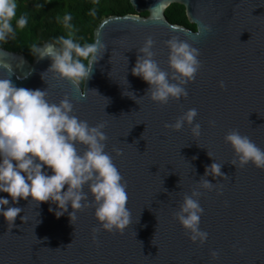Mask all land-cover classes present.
<instances>
[{"label":"water","instance_id":"water-1","mask_svg":"<svg viewBox=\"0 0 264 264\" xmlns=\"http://www.w3.org/2000/svg\"><path fill=\"white\" fill-rule=\"evenodd\" d=\"M158 2L129 0L135 14L109 16L97 25L93 40L106 47L79 89L44 73L51 63L47 57L34 55L29 61L0 47V58L12 67L11 72L0 67V77L10 76L18 87L47 88L50 102L67 94L79 118L90 125L105 122L106 151L127 183L131 210L123 232H94L98 225L91 206L78 210L72 223L70 206L57 217L49 201L18 199L14 206L22 211L13 226L0 216V264H264V169L230 163L233 150L223 139L237 129L264 149V0H171L154 12ZM172 4L184 8L195 30L166 20L164 12ZM199 23L210 24L212 31L197 34ZM149 35L155 41L154 59L164 69L168 49L163 42L170 36L199 48L202 66L186 85V98L154 102L144 95L147 83L131 73L137 48ZM188 108L197 109L198 137L189 125L178 131L164 127ZM77 148L83 151L82 145ZM213 159L222 163L226 177H206L223 186L219 194L201 189L200 228L208 238L200 244L188 238L172 213ZM83 191L88 192L86 184ZM213 249L219 252L215 259Z\"/></svg>","mask_w":264,"mask_h":264},{"label":"clouds","instance_id":"clouds-1","mask_svg":"<svg viewBox=\"0 0 264 264\" xmlns=\"http://www.w3.org/2000/svg\"><path fill=\"white\" fill-rule=\"evenodd\" d=\"M96 2L93 0L94 6L89 9V15L93 17L97 14ZM168 3L171 0H159L151 10L155 12ZM17 8L18 0H0V42L14 40L17 29H23L28 23V13L17 16ZM55 19L66 34L52 37L42 44L34 42L30 45V52L40 59H50L51 63L44 73L51 72L79 89L81 82L84 84L90 78L93 65L102 56L106 45L98 39L89 42L77 36L78 29L72 23L71 12L66 11ZM211 31L210 24H198L197 34ZM154 43L149 35L137 48L138 55L131 73L147 83L144 95L154 102L164 105L170 99L186 98V85L195 79L202 66L199 48L179 35L170 36L163 42L168 49L167 69H164L154 59ZM0 67L12 71L11 64L3 58H0ZM218 83L219 87H224L223 80ZM86 93L85 89L79 92L81 97H85ZM125 94L133 99L135 97L132 92ZM47 96V88L18 87L10 76L0 77V192L8 193V197L0 196V216L13 226L17 214L22 211L21 207L14 206L15 203L18 199L31 197L30 202L33 203L49 201L50 205L55 204L56 208L50 206V211H55L57 217L70 206L72 211L68 212V216L72 223L78 210L91 206L98 225L94 232H123L131 223L127 183L113 156L106 151L105 122L90 125L87 120L79 118L74 114L73 102L67 94L58 102H50ZM196 116L197 109L188 108L173 122L165 123L164 127L178 131L189 125L191 133L198 137L201 124L194 122ZM208 123L214 126L215 121L209 120ZM223 139L233 150L230 163L242 167L250 162L264 169V149L249 136L231 129ZM77 145H82L83 151ZM115 151L120 154L122 150ZM207 154L212 157L209 152ZM221 167L222 163L215 159L206 165L196 186L190 194L183 195L178 208L172 213L192 242L203 244L208 238V232L200 228L204 212L200 204L201 189H215L217 194L221 192L222 185L206 179L209 175L226 177ZM85 184L88 192L83 191ZM89 195L91 201L88 200ZM20 219L25 217L22 215ZM210 255L215 259L219 252L213 249Z\"/></svg>","mask_w":264,"mask_h":264},{"label":"trees","instance_id":"trees-1","mask_svg":"<svg viewBox=\"0 0 264 264\" xmlns=\"http://www.w3.org/2000/svg\"><path fill=\"white\" fill-rule=\"evenodd\" d=\"M37 4L42 6L36 7ZM93 6V0H18L17 16L27 12L28 23L23 29H17L14 40L0 42V47L23 54L31 61L34 57L30 52L32 43L42 44L50 41L52 37L66 34L62 25L56 22L57 15L62 16L66 11L71 12L72 23L78 29L77 36L91 42L95 28L104 18L135 14L129 0H97L95 17L89 15V9ZM146 15L147 13L141 14V16ZM164 15L171 24L195 30V26L187 21L184 8L181 5H170ZM13 24L15 26L14 21Z\"/></svg>","mask_w":264,"mask_h":264}]
</instances>
